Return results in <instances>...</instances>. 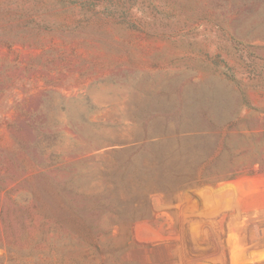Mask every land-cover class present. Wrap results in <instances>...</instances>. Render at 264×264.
Segmentation results:
<instances>
[{"label":"rangeland","instance_id":"rangeland-1","mask_svg":"<svg viewBox=\"0 0 264 264\" xmlns=\"http://www.w3.org/2000/svg\"><path fill=\"white\" fill-rule=\"evenodd\" d=\"M32 195L107 264H264V0H0V264Z\"/></svg>","mask_w":264,"mask_h":264},{"label":"trees","instance_id":"trees-1","mask_svg":"<svg viewBox=\"0 0 264 264\" xmlns=\"http://www.w3.org/2000/svg\"><path fill=\"white\" fill-rule=\"evenodd\" d=\"M22 202L34 209L51 210L56 207L64 214H39L41 231L35 237H31L26 231L28 225L22 219L25 237L17 249L8 251V255L15 253L17 258H9L7 264H107L104 259L105 246L97 239L99 233H96L94 223L76 212L75 201L63 198L57 201L42 200L32 195L30 199ZM46 225L58 226L59 230L65 228L68 233L64 237L58 233L57 228L44 230ZM55 235H59V239H55ZM114 251L119 252L120 248ZM114 259L117 264H128L120 261L118 256Z\"/></svg>","mask_w":264,"mask_h":264}]
</instances>
